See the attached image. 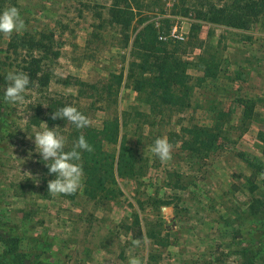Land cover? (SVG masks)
I'll return each mask as SVG.
<instances>
[{
	"label": "rangeland",
	"instance_id": "374dc122",
	"mask_svg": "<svg viewBox=\"0 0 264 264\" xmlns=\"http://www.w3.org/2000/svg\"><path fill=\"white\" fill-rule=\"evenodd\" d=\"M232 1L129 0L139 11L128 32L110 20L111 0L5 2L4 9L18 8L24 28L0 33V77L20 71L21 58L31 54L11 68L14 61L5 56L16 34H52L60 53L43 60L48 86L29 84L19 103L3 99L7 81H0V210L23 219L35 239L52 244L49 264H128L130 256L141 264H242L240 252L264 239V228L248 212L252 199L264 200V144L258 140L264 128V17L253 18L245 29L197 17ZM143 18L161 28L159 36H168L162 21L168 19L186 37L159 39L170 43L179 62L177 106L164 104L146 83L138 91V82L151 76L140 68L144 53L131 44ZM206 67L216 75L204 77ZM241 102L254 106L256 119L249 124L242 123ZM66 105L96 130L117 119L120 138L132 148V173L116 174V184L107 181L96 198L86 194L84 174L77 192L49 193L53 177L28 137L45 122L57 127L65 151L71 150V122L49 124V108ZM195 127L222 128L215 130L220 138L209 154L183 149ZM164 136L173 148L162 162L150 146ZM104 149L117 157L119 145L105 143ZM136 216L143 241L131 230Z\"/></svg>",
	"mask_w": 264,
	"mask_h": 264
},
{
	"label": "trees",
	"instance_id": "16d2710c",
	"mask_svg": "<svg viewBox=\"0 0 264 264\" xmlns=\"http://www.w3.org/2000/svg\"><path fill=\"white\" fill-rule=\"evenodd\" d=\"M6 1L0 0V10L4 9ZM111 1L109 9L110 20L120 26L124 32H128L135 19V9L139 11V8L132 6L129 0ZM210 11L205 14H199L197 16L198 19L208 20L214 24L231 28L245 29L253 18H257L259 15L264 17V0H233L231 3H226L218 8L214 6ZM162 21L170 31L169 20L164 19ZM140 25L141 27L136 30L131 44L133 48L144 53L140 68L143 74L148 73L151 76L143 82H138V91H142L143 85L146 83L151 89L150 93L157 95L164 104L177 106L182 98L175 91V88L178 84H182L183 81L179 74L176 73V66L179 63L176 59V52L175 50H168L169 42L159 40L161 28L156 27L155 22H150L147 18H143L140 21ZM130 39V36H126V42ZM53 44L52 34H16L11 37L5 56L7 61L14 62L8 63L6 61V63L11 64L12 68L15 62H21L19 57L24 56L25 53H31L27 60L21 58L23 63L18 64L17 67H21L20 71L29 76L30 85L46 87L50 82V74L44 70V66H42L43 60L58 58L60 55L59 51L54 50ZM173 46L177 47L179 43L173 44ZM203 73L206 78H212L216 75L211 67H206ZM5 76L6 74L1 76L0 81H5ZM122 79L123 76L119 75L118 85H121ZM91 87L95 86L92 85ZM241 103L244 107L242 123L249 124L256 119L254 106L249 102ZM54 111L53 108H49L50 113ZM63 120L62 118H51L49 119V124L53 125ZM215 130L222 131V128L195 127L189 130L191 138L183 143V149L198 155L202 153L209 154L214 150L220 138ZM81 135L86 138L92 147V151L82 153L79 161L85 177V192L90 197L96 198L99 192L107 190V181H110L111 185L116 184V174L120 177H125L132 173V168H128L129 163H132V148L127 145L125 137L120 138V124L117 119L106 122L100 130L90 126L77 129L71 124L70 140L73 142V146ZM258 140L264 144V128L260 132ZM105 143L119 145L117 157L116 154L104 149ZM261 153L264 156V148ZM101 172L104 173L101 174ZM250 180L251 178H248V181ZM251 192H255V189H252ZM6 212V210H0V264H49L46 255L50 251L52 244L44 239H35L36 236L29 233L28 230H24L26 225L23 219L15 221L14 219L16 218L13 216V218L8 217ZM248 212L251 214L252 219L264 228V200L261 198L252 199ZM134 225L135 228L131 230L143 241L144 232L140 226L138 216L135 218ZM146 236L150 239L155 237L151 233ZM240 254L242 264H257L261 261L264 264V239L259 240L256 249H253L252 245L248 244Z\"/></svg>",
	"mask_w": 264,
	"mask_h": 264
},
{
	"label": "clouds",
	"instance_id": "9594fccd",
	"mask_svg": "<svg viewBox=\"0 0 264 264\" xmlns=\"http://www.w3.org/2000/svg\"><path fill=\"white\" fill-rule=\"evenodd\" d=\"M24 28L18 8L15 6L0 10V33L11 35ZM4 79L7 84L4 88L3 99L9 103H19L24 99V93L30 83L29 76L22 71H9ZM62 118L71 122L75 128L88 127L89 119L76 107L66 105L52 112V119ZM43 127L35 130L29 138L33 139L35 152L41 157L48 173L53 177L47 182V189L52 194H72L82 186L83 169L79 163L85 151H92L91 145L81 135L77 138L71 150L65 151V138L57 131V127L49 128L43 122ZM28 133V132H27ZM173 145L166 136L156 138L150 146V151L162 162L171 158ZM30 179L38 183V178L30 173ZM128 264H141L137 257L130 256Z\"/></svg>",
	"mask_w": 264,
	"mask_h": 264
},
{
	"label": "built area",
	"instance_id": "2783aa9c",
	"mask_svg": "<svg viewBox=\"0 0 264 264\" xmlns=\"http://www.w3.org/2000/svg\"><path fill=\"white\" fill-rule=\"evenodd\" d=\"M160 40H165L167 41L168 39H172V40H179V41H185L186 37L184 36V34H182L181 32H179V30L177 29V27H173L168 36L166 35H160L159 36Z\"/></svg>",
	"mask_w": 264,
	"mask_h": 264
},
{
	"label": "crops",
	"instance_id": "0c3cea01",
	"mask_svg": "<svg viewBox=\"0 0 264 264\" xmlns=\"http://www.w3.org/2000/svg\"><path fill=\"white\" fill-rule=\"evenodd\" d=\"M256 75H257V73H256ZM259 80V79H258Z\"/></svg>",
	"mask_w": 264,
	"mask_h": 264
}]
</instances>
